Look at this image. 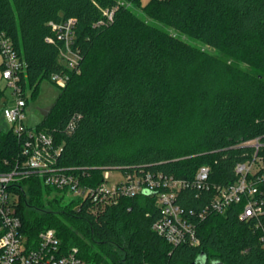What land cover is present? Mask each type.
Masks as SVG:
<instances>
[{"label":"trees","instance_id":"16d2710c","mask_svg":"<svg viewBox=\"0 0 264 264\" xmlns=\"http://www.w3.org/2000/svg\"><path fill=\"white\" fill-rule=\"evenodd\" d=\"M137 3L0 0V32L24 60L27 102V88L33 95L43 80L68 76L35 129L53 137L62 148L57 167L85 187L100 185L106 170L192 181L201 167L211 184L233 183L235 166L255 154L245 142L260 138L264 162V0H150L140 5L149 20L127 6ZM68 20L80 57L74 71L60 60L65 40L52 26ZM25 159L13 130L0 129V173ZM14 191L29 240L52 229L65 251L77 248L89 264H264V214L243 220L242 204L192 217L199 244L175 247L153 230L160 210L149 190L104 208L75 196L44 200L67 192L38 174ZM210 196L191 185L176 203L196 216Z\"/></svg>","mask_w":264,"mask_h":264},{"label":"built area","instance_id":"2783aa9c","mask_svg":"<svg viewBox=\"0 0 264 264\" xmlns=\"http://www.w3.org/2000/svg\"><path fill=\"white\" fill-rule=\"evenodd\" d=\"M52 26L62 32L61 37L65 40L60 60L69 70H76L80 57L71 47L74 21L68 20L65 24ZM0 62L1 77L7 82L6 89L11 90L10 98L2 108V119L21 141L26 158L14 171L0 173V264H89L79 256L77 248L65 251L52 229L41 232L37 241L29 240L22 231V219L18 214L19 194L15 193L14 188L30 174L40 175L46 186L88 199L93 205L102 208L114 205L122 198L135 197L143 190L154 192L160 217L154 223L153 230L175 247L199 244L192 217L203 219L206 214H222L230 207L240 204L243 205L240 214L243 220L260 219L264 214V198L261 197L264 188V162L258 156V150L262 146L260 138L244 143V146L253 147L255 154L250 160L235 166L236 180L228 185L211 184L209 167H201L192 181L163 174L124 175L120 171L122 179L111 182V171L106 170L100 185L82 186L73 174L57 167L62 148L56 146L53 137L26 124L28 102L21 86L25 63L11 39L3 32H0ZM52 80L65 87L68 76L56 74L52 76ZM191 185L211 193L204 206L205 210L196 216L187 214L176 203L178 194ZM261 242L264 244V231Z\"/></svg>","mask_w":264,"mask_h":264},{"label":"rangeland","instance_id":"374dc122","mask_svg":"<svg viewBox=\"0 0 264 264\" xmlns=\"http://www.w3.org/2000/svg\"><path fill=\"white\" fill-rule=\"evenodd\" d=\"M118 1H122V0H118ZM150 0H140L141 4L144 6L146 5ZM140 3L138 4H127V6L135 13L137 14L140 18L142 19H147L149 20L146 15L143 13V11L140 8ZM168 32L170 33H175L173 32L171 29H166ZM177 34V33H176ZM178 37L184 41H187L189 43H191L192 45L206 51L212 54H215V50L208 48L207 46L203 45L202 43L192 40L191 38L182 35V34H177ZM2 72H1V68H0V88L1 89H5L7 87V82L5 80L2 79ZM64 87L59 86V84L53 82V80L49 81V80H43L40 85H39V90L37 92H34V94L32 95V89H26V94H27V98L29 99L28 105L26 107V124L31 127V128H35L38 124L41 123V121L44 119V117L46 116V114L48 113L49 109L51 108V106L53 105L54 101L56 100L57 96L59 95V93L61 92V89H63ZM10 94H11V90L9 88L6 89V97H4L1 101H0V129L3 130H9V125H7L5 123V121L2 119V108L4 106V103L7 101L8 98H10ZM25 95V93H24ZM31 98V99H30ZM110 174L112 175L110 181L114 182L115 180H121L122 179V173L120 171H111ZM63 193V192H62ZM55 196H57V198H59L61 200L62 204H67L68 202H70V198L72 197L71 194L68 193H64V195L62 194H50V197H48V195H46L44 197V200H46V198H48L49 200L53 199ZM46 206H48V204L45 202L44 203ZM49 207H47L48 209ZM21 214V212H20Z\"/></svg>","mask_w":264,"mask_h":264}]
</instances>
